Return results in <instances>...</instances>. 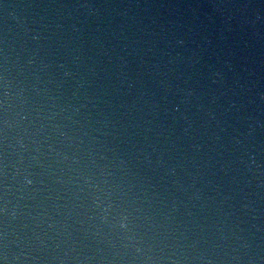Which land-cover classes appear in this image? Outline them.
Returning a JSON list of instances; mask_svg holds the SVG:
<instances>
[{"label": "water", "instance_id": "95a60500", "mask_svg": "<svg viewBox=\"0 0 264 264\" xmlns=\"http://www.w3.org/2000/svg\"><path fill=\"white\" fill-rule=\"evenodd\" d=\"M0 259L264 264V84L205 0H0Z\"/></svg>", "mask_w": 264, "mask_h": 264}, {"label": "snow or ice", "instance_id": "6c2138e0", "mask_svg": "<svg viewBox=\"0 0 264 264\" xmlns=\"http://www.w3.org/2000/svg\"><path fill=\"white\" fill-rule=\"evenodd\" d=\"M0 264H4V261H3V259H0Z\"/></svg>", "mask_w": 264, "mask_h": 264}, {"label": "clouds", "instance_id": "9594fccd", "mask_svg": "<svg viewBox=\"0 0 264 264\" xmlns=\"http://www.w3.org/2000/svg\"><path fill=\"white\" fill-rule=\"evenodd\" d=\"M124 226V224H123V222H121V227H123Z\"/></svg>", "mask_w": 264, "mask_h": 264}]
</instances>
